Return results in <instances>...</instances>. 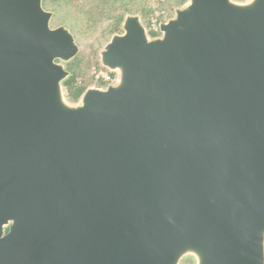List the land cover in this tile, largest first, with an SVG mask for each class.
<instances>
[{
  "label": "water",
  "instance_id": "water-1",
  "mask_svg": "<svg viewBox=\"0 0 264 264\" xmlns=\"http://www.w3.org/2000/svg\"><path fill=\"white\" fill-rule=\"evenodd\" d=\"M0 0V264H264V0H187L99 51Z\"/></svg>",
  "mask_w": 264,
  "mask_h": 264
},
{
  "label": "rangeland",
  "instance_id": "rangeland-1",
  "mask_svg": "<svg viewBox=\"0 0 264 264\" xmlns=\"http://www.w3.org/2000/svg\"><path fill=\"white\" fill-rule=\"evenodd\" d=\"M246 1V0H236ZM187 0H43V9L51 12L52 28L62 26L72 33L79 48L77 56L65 66L74 76L71 92L80 90L76 100L64 85L69 101L77 102L88 87L103 88L95 79L100 66L99 51L114 34H121V24L126 15H139L150 37L159 36L158 26L174 15V9ZM69 77V78H70ZM182 264H192L185 260Z\"/></svg>",
  "mask_w": 264,
  "mask_h": 264
},
{
  "label": "built area",
  "instance_id": "built-area-1",
  "mask_svg": "<svg viewBox=\"0 0 264 264\" xmlns=\"http://www.w3.org/2000/svg\"><path fill=\"white\" fill-rule=\"evenodd\" d=\"M108 71H99L95 74V79L102 83L103 87H106L108 84H111L115 80V75Z\"/></svg>",
  "mask_w": 264,
  "mask_h": 264
},
{
  "label": "trees",
  "instance_id": "trees-1",
  "mask_svg": "<svg viewBox=\"0 0 264 264\" xmlns=\"http://www.w3.org/2000/svg\"><path fill=\"white\" fill-rule=\"evenodd\" d=\"M106 1V0H105ZM185 0H181V3H183ZM109 2V0H108ZM113 76V74H111ZM73 82H74V76H71L70 78H68L65 82H64V85L68 88V90L70 91V89L72 90L73 88ZM71 99L73 100H76V98L78 97L79 93H80V90H76V91H73L71 92Z\"/></svg>",
  "mask_w": 264,
  "mask_h": 264
}]
</instances>
